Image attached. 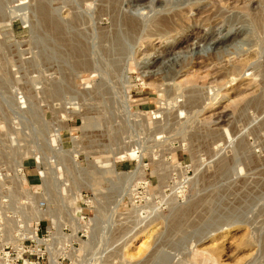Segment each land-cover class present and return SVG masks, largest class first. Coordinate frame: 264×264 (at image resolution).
Segmentation results:
<instances>
[{"label":"rangeland","instance_id":"1","mask_svg":"<svg viewBox=\"0 0 264 264\" xmlns=\"http://www.w3.org/2000/svg\"><path fill=\"white\" fill-rule=\"evenodd\" d=\"M16 243L38 264H264V0H0Z\"/></svg>","mask_w":264,"mask_h":264},{"label":"built area","instance_id":"2","mask_svg":"<svg viewBox=\"0 0 264 264\" xmlns=\"http://www.w3.org/2000/svg\"><path fill=\"white\" fill-rule=\"evenodd\" d=\"M25 236L28 238H38L37 231L34 229L27 231V233L23 237ZM20 247H22L20 243L1 245L0 246V264H20V263L21 264H38L39 263V261H35V260H37L38 258H42L41 255H32L27 258H24L23 252H19V256L16 259H13V260L10 259L11 255L13 254L12 251Z\"/></svg>","mask_w":264,"mask_h":264},{"label":"bare ground","instance_id":"3","mask_svg":"<svg viewBox=\"0 0 264 264\" xmlns=\"http://www.w3.org/2000/svg\"><path fill=\"white\" fill-rule=\"evenodd\" d=\"M214 244V243H213ZM213 246V245H212Z\"/></svg>","mask_w":264,"mask_h":264}]
</instances>
